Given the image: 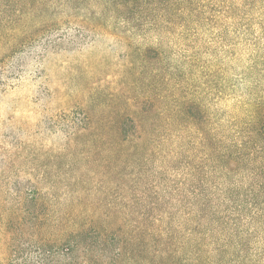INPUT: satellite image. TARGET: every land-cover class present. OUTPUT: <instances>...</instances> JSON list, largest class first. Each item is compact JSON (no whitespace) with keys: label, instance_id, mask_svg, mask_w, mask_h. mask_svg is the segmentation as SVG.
<instances>
[{"label":"rangeland","instance_id":"obj_1","mask_svg":"<svg viewBox=\"0 0 264 264\" xmlns=\"http://www.w3.org/2000/svg\"><path fill=\"white\" fill-rule=\"evenodd\" d=\"M7 1L11 17L21 9L30 13L27 26L53 19L57 38L74 43L40 63L21 60L22 81L0 99V264L8 243L27 241L18 235L26 231L16 192L33 184L47 207L43 237L60 239L92 219L119 225L126 205L137 214L143 194L142 206L173 203L154 214L173 213L182 241L186 199L173 189L222 184L218 150L245 141L247 109L264 101V20L236 22L238 0ZM147 95L158 98L148 120L153 139L121 143L117 122ZM182 101L195 103L204 123L186 115ZM16 226L22 230L10 233Z\"/></svg>","mask_w":264,"mask_h":264},{"label":"trees","instance_id":"obj_2","mask_svg":"<svg viewBox=\"0 0 264 264\" xmlns=\"http://www.w3.org/2000/svg\"><path fill=\"white\" fill-rule=\"evenodd\" d=\"M7 3L0 0V99L22 81L25 66L18 67L21 60L40 63L49 53H57L61 44L74 43L71 38H57L60 25L53 19L27 26L23 20L31 19L30 13L21 9L13 10L11 17ZM263 4L264 0H238L236 22L248 24L255 18L259 24L264 20ZM145 54L155 60L161 57L155 48H146ZM157 99L144 96L138 102V111L121 115L117 122L121 143L146 144L153 139L148 134V120L157 113ZM178 105L190 118L204 123L195 103L182 101ZM247 111L252 120L245 141H234L232 147L218 150L217 159L223 165L245 161L251 168L239 171L221 165L218 177L224 180L222 184L204 188L184 183L183 188L173 189L174 194L186 199L179 201L183 221L189 225L182 241L172 222L173 213L154 214L164 211V206L172 209L173 203L156 200L142 206L143 194L136 200L137 214H130L126 205L124 210L128 212H123L119 225L102 226L92 219L60 239L43 237L47 207L40 189L33 184L16 192L19 218L26 231L18 235H27V241L8 243L3 264H264V101L251 104ZM189 176L194 182L196 175ZM229 178H244V182H227ZM16 227L10 233L22 230ZM142 235L147 238L145 242ZM25 247L30 251H21Z\"/></svg>","mask_w":264,"mask_h":264}]
</instances>
